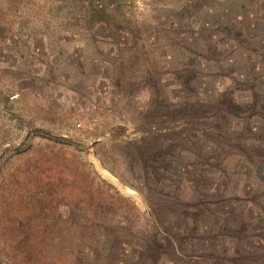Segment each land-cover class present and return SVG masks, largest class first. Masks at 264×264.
<instances>
[{
  "label": "rangeland",
  "instance_id": "1",
  "mask_svg": "<svg viewBox=\"0 0 264 264\" xmlns=\"http://www.w3.org/2000/svg\"><path fill=\"white\" fill-rule=\"evenodd\" d=\"M0 264H264V0H0Z\"/></svg>",
  "mask_w": 264,
  "mask_h": 264
}]
</instances>
